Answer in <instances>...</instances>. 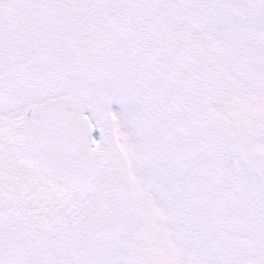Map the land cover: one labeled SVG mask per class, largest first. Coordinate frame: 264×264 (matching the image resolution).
Returning a JSON list of instances; mask_svg holds the SVG:
<instances>
[{"label": "snow or ice", "instance_id": "1", "mask_svg": "<svg viewBox=\"0 0 264 264\" xmlns=\"http://www.w3.org/2000/svg\"><path fill=\"white\" fill-rule=\"evenodd\" d=\"M0 264H264V0H0Z\"/></svg>", "mask_w": 264, "mask_h": 264}]
</instances>
